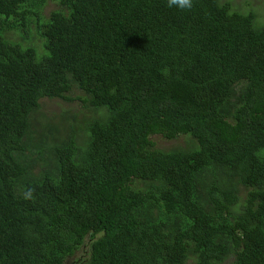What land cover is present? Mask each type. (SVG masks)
Returning a JSON list of instances; mask_svg holds the SVG:
<instances>
[{
    "label": "trees",
    "instance_id": "16d2710c",
    "mask_svg": "<svg viewBox=\"0 0 264 264\" xmlns=\"http://www.w3.org/2000/svg\"><path fill=\"white\" fill-rule=\"evenodd\" d=\"M242 13L0 0V264H264V22Z\"/></svg>",
    "mask_w": 264,
    "mask_h": 264
},
{
    "label": "rangeland",
    "instance_id": "374dc122",
    "mask_svg": "<svg viewBox=\"0 0 264 264\" xmlns=\"http://www.w3.org/2000/svg\"><path fill=\"white\" fill-rule=\"evenodd\" d=\"M227 2H229L232 5L235 11L243 12L242 14L253 13L256 17L255 22L257 21V23H260V24L264 22V0H222V4H226ZM38 49L40 52H42V48L40 47V45H38ZM76 93L77 94H74L72 96L73 97H76L77 95L79 97L84 96V93L82 91H77ZM81 109L85 110L82 102L79 100L75 103H69V102H65L61 100L44 99L40 113L46 117H49L48 119H50L54 117L58 118L61 114L71 112L75 114L80 121H82L84 117V113H87V111L83 112ZM231 118L234 119L233 116ZM44 121L45 120L42 118H37L36 124L42 129H44L45 124L46 126L48 124L47 121L45 122ZM48 132H50L49 129H48ZM48 136H51V135L48 134ZM156 141H157L158 146L160 147L158 138H156ZM176 144L180 146H184L185 142L183 139H180L176 142ZM173 145L174 143H170V144H167V147L173 146ZM43 193H44L43 190H39L37 193L33 194L31 197L32 203H35L37 200L43 198V195H44ZM47 195L51 197V190ZM243 200H244V196H243ZM87 250H88V247L85 246L82 252H78L74 257H71L70 259H68V264H75V262L78 260H80V262H83L84 260H86L88 256H84V255H86ZM231 262H232L231 260H227L222 264H231ZM187 264H195V262L193 260H189Z\"/></svg>",
    "mask_w": 264,
    "mask_h": 264
},
{
    "label": "clouds",
    "instance_id": "9594fccd",
    "mask_svg": "<svg viewBox=\"0 0 264 264\" xmlns=\"http://www.w3.org/2000/svg\"><path fill=\"white\" fill-rule=\"evenodd\" d=\"M196 0H167V4L169 8H174L180 11H190L194 8ZM151 145L143 141L140 143V148L142 151H146L148 147Z\"/></svg>",
    "mask_w": 264,
    "mask_h": 264
}]
</instances>
